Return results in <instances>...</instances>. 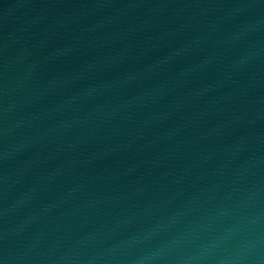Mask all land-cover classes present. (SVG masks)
I'll list each match as a JSON object with an SVG mask.
<instances>
[{
  "label": "water",
  "instance_id": "1",
  "mask_svg": "<svg viewBox=\"0 0 264 264\" xmlns=\"http://www.w3.org/2000/svg\"><path fill=\"white\" fill-rule=\"evenodd\" d=\"M0 264H264V0H0Z\"/></svg>",
  "mask_w": 264,
  "mask_h": 264
}]
</instances>
